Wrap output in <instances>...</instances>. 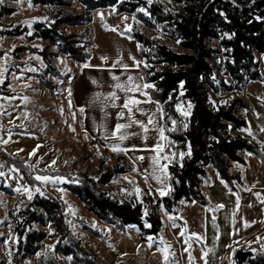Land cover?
Listing matches in <instances>:
<instances>
[{"label": "rangeland", "instance_id": "rangeland-1", "mask_svg": "<svg viewBox=\"0 0 264 264\" xmlns=\"http://www.w3.org/2000/svg\"><path fill=\"white\" fill-rule=\"evenodd\" d=\"M56 10L55 7L38 5L35 0H3L0 3V173H3L0 175V262L14 264L13 247L17 246V238L9 219L10 211L21 199L31 200L44 193L65 205L73 238L101 264H165L162 251L165 247L168 248L167 264H234L235 251L243 246L246 251L264 255V206L261 216L251 208L247 209L243 219L241 208L230 204L218 207L221 205V183L224 182L214 170L210 169L209 174L214 171L213 176L219 186L210 176L204 187V195L211 208L182 202L175 214L166 211L160 201L170 195L168 168L175 154L164 132L165 138L161 139L157 130L163 129L162 121L160 125L154 117L153 123L147 126V132L139 123H133H143L137 115L140 112L137 104L130 105V114L135 117L123 110L124 117L118 122L131 126L121 130L125 134L124 141L118 138L117 142L132 144L133 138L143 133L145 150L113 151L112 148L117 147L114 140L106 147L104 139L87 135L83 113L77 110L73 99L74 85L86 67L41 39L37 30L39 25L49 26L51 15L57 13ZM83 11V6L74 2L73 7L65 9L64 13L79 14ZM92 20L89 64L94 70L109 69L120 75L114 79L115 84L123 86L122 92H117L118 97L139 101V88L136 86L143 87L139 75V65L143 62L140 46L132 37L134 29L157 39L175 52L181 51L178 44L160 37L134 15H116L113 9L98 10L92 13ZM84 30L82 27H67L62 32L67 36L82 35ZM74 41L79 43L77 38ZM43 52L47 54L48 63L42 56ZM257 60L264 81V56L257 55ZM221 79L233 85L226 73L221 75ZM46 83L53 85V90L47 89ZM260 85L258 83L254 89H262ZM143 93L146 95L145 89ZM234 97V93H223L216 99L232 101ZM158 144L163 151L157 148ZM7 155L23 161L33 176H49L53 180L59 177L63 182L43 183L37 180V191L33 185H28L15 166L9 165L5 158ZM120 156L128 159L132 172L117 177L104 188L120 200L142 203L145 214H158L163 224L159 238L143 235L138 227L121 232L117 227L101 222L87 212L70 191V187L78 185L82 177L97 176L103 159L107 166H116ZM164 156L169 159H163ZM17 188L21 191L17 192ZM25 188L30 191H24ZM160 190L166 194L160 195ZM145 199L148 202H144ZM145 229H150L148 223ZM35 230L53 235L50 227L36 226ZM58 244V239L51 237L45 241L46 249L42 254L21 264H38L40 257L54 253ZM84 259L89 261L87 257ZM56 260L72 264L71 259L63 256H57Z\"/></svg>", "mask_w": 264, "mask_h": 264}, {"label": "trees", "instance_id": "trees-1", "mask_svg": "<svg viewBox=\"0 0 264 264\" xmlns=\"http://www.w3.org/2000/svg\"><path fill=\"white\" fill-rule=\"evenodd\" d=\"M35 2L57 9V13L51 15L49 26H37L39 37L78 64L88 65L91 60L88 45L93 30L90 24L92 13L98 10L113 9L116 15H134L160 37L178 44L181 51L175 52L135 29L132 33L140 46L141 78L144 85H151L145 87V94L161 108L163 132L175 154L168 168L170 195L160 202L169 214H175L182 202L211 208L201 190L202 185L209 182L211 170L218 174L231 193H239V188L244 185L241 174L233 173V166L247 167L248 155L264 161L261 148L248 136L249 125L242 112H252V108L241 96L250 83H264L257 60V55L264 56V0ZM74 2L81 4L84 11L65 14L64 10L72 8ZM67 27L85 30L82 35L67 36L62 32ZM76 38L79 43L74 41ZM46 55V52L42 53L45 60ZM223 73L233 85L221 79ZM46 88L53 90V85L46 83ZM223 93H234L235 97L232 101H218L216 97ZM181 153H184L183 157ZM5 158L22 173L29 186L39 187L23 161L8 155ZM131 172L125 156L118 158L116 166H107L103 159L97 176L82 177L70 191L86 211L101 222L115 226L121 232L138 227L143 235L159 238L163 224L158 214H145L142 203L120 200L104 188L117 177ZM144 202H148L147 199ZM9 219L17 238V246L13 247L14 264L42 254L46 249L45 241L51 237L58 239L59 244L54 253L40 257L38 264H62V260H56L57 256L71 259L72 264H101L75 241L65 205L48 193L37 194L31 200L21 199L10 211ZM146 223L150 225L147 231ZM36 226L50 227L53 235L35 230ZM244 248L235 251L234 264H264V255ZM84 257L89 261L85 262Z\"/></svg>", "mask_w": 264, "mask_h": 264}, {"label": "crops", "instance_id": "crops-1", "mask_svg": "<svg viewBox=\"0 0 264 264\" xmlns=\"http://www.w3.org/2000/svg\"><path fill=\"white\" fill-rule=\"evenodd\" d=\"M118 76L120 75H117V72L109 69L94 70L90 64L87 65L86 69L79 75L73 88L75 107L79 111L83 109V126L87 135L104 139L106 147H108V143L111 140H114L121 151H130L131 149L145 150L143 133L136 135L132 144L129 142L127 144H118L117 142L120 135L125 136L123 131L115 133V126L119 124L118 120L122 119L120 114L125 110L127 115L135 117L134 114L131 115L129 110L123 107L128 99L118 97L119 94L117 92H122V88L115 86L117 84L114 82V77ZM142 83L143 87L139 85V103L137 105L140 112L137 115L146 126H149L147 123L148 119L152 118L153 120L154 117L157 118V122L161 125V121H163L161 108L144 95L143 80ZM258 83L261 84L259 88L262 89L255 90L254 88H256ZM112 93L116 94L115 99L111 98ZM241 96L252 108V112H242L249 125L248 136L259 145L264 154V83H250ZM107 117L108 119L106 120ZM113 133H115V136H113ZM106 137L108 138L106 139ZM246 161L247 167L233 166V173L241 174L244 185L243 188H239L238 194L231 193L227 186L224 185L225 183H221V205L226 207L227 204H230L236 208L243 209L240 215L242 219L246 217L247 209L251 208L255 209L256 213L261 216L264 206V161L252 155H248ZM213 174L214 171H212L211 176ZM213 177L215 182H217L215 176ZM217 185L219 186L218 182ZM205 186L207 185L203 184L201 187L203 194L206 193L204 191Z\"/></svg>", "mask_w": 264, "mask_h": 264}, {"label": "snow or ice", "instance_id": "snow-or-ice-1", "mask_svg": "<svg viewBox=\"0 0 264 264\" xmlns=\"http://www.w3.org/2000/svg\"><path fill=\"white\" fill-rule=\"evenodd\" d=\"M0 3H3V0H0ZM141 11H144V10L141 9ZM112 30L115 31V29H112ZM128 30L130 31L131 29H128ZM146 66H147V65H146ZM85 67H87V65H85ZM114 79H116V78L114 77ZM116 87H118V88H122L123 86L117 84ZM144 87H151V85H144ZM136 88L138 89V88H139V85H137ZM128 90H129V91H133L134 89H128ZM111 98L115 99V98H116V94H115V93H112V94H111ZM138 103H139V101H136V100H134V99H132V98L130 97V98L128 99V101L123 105V107L126 108V109H128L129 112H131L132 109H131L130 105H132V104H138ZM189 108H191V105H189ZM81 111H83V109H81ZM186 114H187V113H186ZM120 115H121V117H123V113H121ZM133 123H139L140 126L144 129L145 132L148 131L147 126L144 125L143 123H141V122H139V121H133ZM147 123H148V124H152V123H153L152 118H149L148 121H147ZM172 123L174 124L175 121H173ZM130 126H131L130 124H117V125L115 126V133H120L122 129L128 128V127H130ZM157 130L161 133V139H164L165 137L163 136V129H157ZM115 133H113V136H115ZM107 138H108V137H106V139H107ZM118 138L121 139V140H123V139H124V136H123V135H120ZM5 142H6V141H5ZM157 148H160V150L163 151L162 147H161L159 144L157 145ZM112 150H113V151H121V149H120L119 147H113ZM33 154H34V153H33ZM180 155H181V157H183L184 153H181ZM139 159H143V158L140 157ZM163 159L167 160V159H169V157H168V156H164ZM157 162H158V161H157ZM165 167H166V166H165ZM0 175H3V173H0ZM35 179L38 180V181H41V182H43V183H55L57 180H59L60 182H63V179H62V178H59V177L56 178V180H53V179H52L51 177H49V176H40V175H37V176H35ZM158 179H159V178H158ZM162 182H163V181H161V183H162ZM36 190L39 191V189H36ZM16 191H17V192H20L21 189H20V188H17ZM24 191H30V189L25 188ZM165 194H166V192H165L164 190H160V195L163 196V195H165ZM29 199H31V196H29ZM237 203H238V199H237ZM218 207L222 208L223 205H220V206H218ZM173 226L175 227V225H173ZM181 235H183V233H181ZM193 235H195V234H193ZM149 239L151 240L152 238H149ZM189 239H191V238H189ZM196 239L199 240L200 237L197 236ZM187 242H188V241H186V243H187ZM161 243L163 244V241H162V240H161ZM149 246L151 247V244H150ZM189 247H191L190 244H189ZM162 251L164 252V260H165V264H167V261H168V255H167V253H168V248L165 247ZM205 255H206V254H205Z\"/></svg>", "mask_w": 264, "mask_h": 264}, {"label": "water", "instance_id": "water-1", "mask_svg": "<svg viewBox=\"0 0 264 264\" xmlns=\"http://www.w3.org/2000/svg\"><path fill=\"white\" fill-rule=\"evenodd\" d=\"M254 252V251H253Z\"/></svg>", "mask_w": 264, "mask_h": 264}]
</instances>
